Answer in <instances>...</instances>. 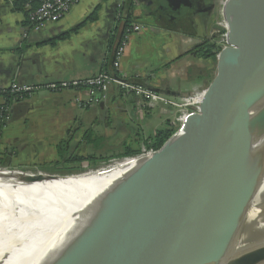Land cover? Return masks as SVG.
<instances>
[{
  "label": "water",
  "instance_id": "1",
  "mask_svg": "<svg viewBox=\"0 0 264 264\" xmlns=\"http://www.w3.org/2000/svg\"><path fill=\"white\" fill-rule=\"evenodd\" d=\"M146 1H166L172 11L187 2ZM218 12L226 46L198 112L95 204L91 226L51 264H264L258 220L226 253L264 177V0H226ZM2 169L54 178L100 167L70 174Z\"/></svg>",
  "mask_w": 264,
  "mask_h": 264
},
{
  "label": "crops",
  "instance_id": "2",
  "mask_svg": "<svg viewBox=\"0 0 264 264\" xmlns=\"http://www.w3.org/2000/svg\"><path fill=\"white\" fill-rule=\"evenodd\" d=\"M26 1L0 0V87L13 80L41 84L89 78L111 58L123 27L116 18L117 6L121 2L124 8L126 0H80L42 28L29 23ZM135 2L130 23L143 27L128 36L118 70L170 97L205 90L216 63L194 48L215 36L217 0H187L174 11L166 1L152 6L146 0ZM86 96L85 88L40 90L11 101L0 138V165L58 163L56 168H72L78 164L73 157H106L134 148L157 130L173 128L176 121L175 108L144 105L114 85L105 101L78 105Z\"/></svg>",
  "mask_w": 264,
  "mask_h": 264
},
{
  "label": "bare ground",
  "instance_id": "3",
  "mask_svg": "<svg viewBox=\"0 0 264 264\" xmlns=\"http://www.w3.org/2000/svg\"><path fill=\"white\" fill-rule=\"evenodd\" d=\"M151 156L126 159L105 170L54 178L0 170V264H51L91 226L95 204ZM263 200L264 177L226 253L253 234L254 222L260 218L258 203ZM259 227L262 224L258 233ZM262 233L260 237H264Z\"/></svg>",
  "mask_w": 264,
  "mask_h": 264
},
{
  "label": "built area",
  "instance_id": "4",
  "mask_svg": "<svg viewBox=\"0 0 264 264\" xmlns=\"http://www.w3.org/2000/svg\"><path fill=\"white\" fill-rule=\"evenodd\" d=\"M80 0H27L25 5L28 8L27 19L33 28H42L45 24L60 20L73 5ZM226 0H218V9L220 10ZM123 3L117 6L116 18L120 20L122 17ZM220 12V11H219ZM218 23L222 25L220 28V41L218 42V51L226 46L225 35L226 26L221 19ZM143 27L140 23H130L123 31L122 38L118 45L114 48L113 59L109 63L104 61L102 69L94 76L84 79L62 80L58 82L36 83H19L15 80L10 82L6 87H0V138L2 130L10 117V102L21 99L34 94L40 90L50 92H60L66 89L85 88L87 96L84 100H77L80 106H90L98 104L106 100L107 91L111 85L116 86L123 94L138 97L144 105L151 102L162 104L171 108H175L180 112L177 116L178 125L175 131L181 127L188 114L198 112L199 105L202 101L204 90H199L188 95L170 97L159 91L153 90L147 85L126 78L119 70V61L124 52L128 36L132 32L141 30ZM111 64L116 74L106 70L105 65ZM147 151V150H146ZM153 150H148L150 154ZM145 154V155H147ZM1 167V165H0ZM102 168V167H101Z\"/></svg>",
  "mask_w": 264,
  "mask_h": 264
},
{
  "label": "trees",
  "instance_id": "5",
  "mask_svg": "<svg viewBox=\"0 0 264 264\" xmlns=\"http://www.w3.org/2000/svg\"><path fill=\"white\" fill-rule=\"evenodd\" d=\"M132 6H133V2H131L129 0H126V2L124 3V8L122 11V17L120 18L123 21V27H122L121 33L118 34L117 37L115 36V40L117 41L116 46L118 45V43L120 42V40L122 38V35H123L122 31H124V29L130 24ZM219 41H220V33L218 35L213 36L212 39L203 41L202 43L198 44L197 46H195L194 50L198 55H201L203 57H209V58L215 60L216 54H217L218 48H219V46H218ZM114 51L115 50H113L111 58L108 60L109 63L113 59ZM105 67H106V70L110 71L113 74H116V71L114 70V68L111 67L109 64H106ZM174 131H175V128H166V129L157 130L152 137L143 139L141 141L144 144V146L146 147L145 148L146 150H153L154 151V150L158 149ZM58 151L61 154V145L59 146ZM137 152H138V149L128 147V148L124 149L122 153L114 154L112 157L130 159L127 157L135 156L137 154ZM108 159H110V156L95 157L93 155H90L88 157H77L76 156V157H73L71 159V161L86 160V161L92 162L93 167H91V169H96V166H97L96 163L99 160L105 161ZM123 160H125V159H123ZM115 164H118V163H115ZM57 165H58V163H54L51 166L42 165V166H39L37 169H39L43 172L53 173V172H56L55 169L61 170V169L66 168V167L56 168ZM114 165H112V166H114ZM49 167H51V170L53 172L48 170ZM67 169H69V168H67ZM70 173L71 172L69 170L68 173H61V174H70Z\"/></svg>",
  "mask_w": 264,
  "mask_h": 264
},
{
  "label": "rangeland",
  "instance_id": "6",
  "mask_svg": "<svg viewBox=\"0 0 264 264\" xmlns=\"http://www.w3.org/2000/svg\"><path fill=\"white\" fill-rule=\"evenodd\" d=\"M197 91V89H194V90H191V93H194V92H196ZM187 94V93H186ZM186 94H184V95H186ZM179 115H180V112L179 111H176V116H178L179 117ZM178 122H177V117H176V121L174 122V127L173 128H176L177 126H176V124H177ZM172 128V127H171ZM135 149H138V152H137V154L135 155V156H137V157H141V156H144L145 154H147L148 153V150L146 151V147L144 146V144L143 143H140V144H138V146L136 145V147H134ZM123 152V150H118L117 152H116V154H119V153H122ZM153 152V151H152ZM109 156H110V154H108ZM114 155V154H113ZM113 155H111L110 156V159H108V160H105V161H101V160H99L96 164H97V166H96V169L97 168H99L100 167V169H98L97 171H99V170H105V169H108V168H110L112 165H114L115 163H122L123 161H125L126 160V158H115V157H112ZM77 157H79V156H77ZM133 157V156H132ZM127 158H130V157H127ZM123 159H125V160H123ZM83 162V163H82ZM116 165V164H115ZM3 166V165H2ZM46 166H48V165H46ZM58 167V166H57ZM91 167H93V165H92V162H89V161H85V160H81V161H78V164L76 165V166H74V167H72V168H69V169H67V168H65V169H61V170H57V169H55L56 170V172L55 173H68L69 172V170H70V172L71 173H74V172H78V171H89V170H93V169H91ZM101 167H103V168H101ZM26 168V169H25ZM35 168H38L37 166H30V167H24V168H13V167H11V166H9V169H23V170H27V169H32V170H34L35 171ZM67 169V170H66ZM49 171H52L51 169H48ZM53 172V171H52ZM90 172H94V171H90ZM63 177V176H62ZM252 202H253V199H252V201H251V203H250V206H249V208H248V210L250 209V207H251V204H252ZM258 205H260V211L258 212V215H260V218H258L257 220H258V222H262V223H260V225L262 224V227H259V233H261V232H264V219H263V216H264V200L261 202V203H258ZM247 213V212H246ZM260 213V214H259ZM262 217V218H261ZM256 232H257V230H256ZM251 243H252V241H251Z\"/></svg>",
  "mask_w": 264,
  "mask_h": 264
},
{
  "label": "flooded vegetation",
  "instance_id": "7",
  "mask_svg": "<svg viewBox=\"0 0 264 264\" xmlns=\"http://www.w3.org/2000/svg\"><path fill=\"white\" fill-rule=\"evenodd\" d=\"M215 34L214 35H217L216 33H217V29L215 30V32H214Z\"/></svg>",
  "mask_w": 264,
  "mask_h": 264
}]
</instances>
